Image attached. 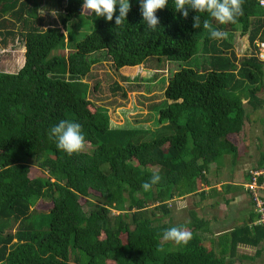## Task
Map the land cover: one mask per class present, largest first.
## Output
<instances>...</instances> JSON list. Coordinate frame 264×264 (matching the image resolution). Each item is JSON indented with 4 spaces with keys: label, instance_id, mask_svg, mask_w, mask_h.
<instances>
[{
    "label": "trees",
    "instance_id": "trees-1",
    "mask_svg": "<svg viewBox=\"0 0 264 264\" xmlns=\"http://www.w3.org/2000/svg\"><path fill=\"white\" fill-rule=\"evenodd\" d=\"M83 2L0 0V264H225L238 243L259 246L264 225L255 217L218 237L206 236L208 221L193 211L185 223L170 221L173 201L200 192L209 168L239 154L244 103L264 107V6L243 0L237 22L220 24L207 12L184 18L168 0L156 12L160 24L145 31L140 0H130L119 26L118 5L108 21ZM90 17L89 32L71 30ZM204 19L245 34L250 51L239 57L228 39H212ZM102 60L117 74L161 60L196 64L174 70L163 101L148 105L158 125L151 132L144 122H113L111 104L96 99ZM61 120L82 126L83 151L69 155L49 138ZM33 166L42 174L31 177ZM154 173L160 182L144 191ZM173 226L192 233L187 244L163 240Z\"/></svg>",
    "mask_w": 264,
    "mask_h": 264
},
{
    "label": "rangeland",
    "instance_id": "rangeland-1",
    "mask_svg": "<svg viewBox=\"0 0 264 264\" xmlns=\"http://www.w3.org/2000/svg\"><path fill=\"white\" fill-rule=\"evenodd\" d=\"M95 17V19L106 18L98 17L96 14ZM95 19H92V17H90L89 24L86 25L90 27L89 29L86 28L85 25L83 26L84 28H80V23L75 20V22L72 23L71 30L79 36L83 33L89 32L95 26ZM228 41L231 43L232 48L239 57L250 51L246 35L240 34L239 31L231 33V35H229ZM67 51V49L60 50V52L64 54L67 53ZM259 51L260 50H258V56ZM261 56L264 59V53ZM101 62L102 65H100V67H98L95 71L96 78L99 80V89L94 93L96 99L102 100V102L105 104H111L113 109V122L115 121V123L122 125L127 124L128 126H141L145 124V127L148 128L151 132L155 131L158 128V125L154 120L156 110L148 111V105H150L151 103L159 105L160 102L163 101V88L167 82V78L174 70L178 69L180 66L189 64L194 66L196 64L195 61L191 62L161 60L157 63L147 62L135 67L133 66V68L130 67L128 70H121L122 72L117 74L113 72V69L109 67L107 60H102ZM92 81L93 80H91V83H93ZM114 81H116L120 85L121 90H125L126 94L124 96H122V91L120 89H111ZM259 96L261 98H264V90L259 93ZM244 107L249 116L246 117L245 120L243 144L240 147L239 154L235 158V163L233 165L231 164L230 159L225 158L226 162L224 164L219 165L217 168H211V171H213L212 173H214V175L217 177H232L234 171L231 170L233 171L231 172V176L225 170L226 168L230 167H232V169L238 168L236 174L241 176L242 173L239 172V170L242 171L240 168H243L241 164L247 163L248 161L254 159L257 152L264 149V123L258 120L264 117V107L259 106L253 111L247 103H244ZM148 113L150 114L148 115ZM152 114L153 120L142 121L147 116H150L149 118H151ZM236 140L238 141V139ZM41 174L42 172L35 166H33L30 170L31 177ZM178 203L179 204H177L176 201H173L171 204V223H185L190 219L187 209H189L191 205L187 198H181ZM84 208L88 209V206L86 205L84 206ZM46 210L47 209H45V211ZM217 212V215L220 216V218L224 216L221 215L222 212L224 213L223 210L220 209L219 211L217 209ZM256 217L257 215L255 216V218ZM228 219H230V216ZM232 226H234L233 222L229 224L225 222V224L222 225L216 232H219L221 230H226V232H229ZM255 249L256 247L253 246L239 245L234 256H226L225 264H264V239L259 243L260 252L258 256L255 255ZM76 251L81 255V257H83V254L79 250ZM253 257L255 258L253 259ZM71 264L76 263L74 261H71Z\"/></svg>",
    "mask_w": 264,
    "mask_h": 264
},
{
    "label": "clouds",
    "instance_id": "clouds-1",
    "mask_svg": "<svg viewBox=\"0 0 264 264\" xmlns=\"http://www.w3.org/2000/svg\"><path fill=\"white\" fill-rule=\"evenodd\" d=\"M260 3L264 6V0H260ZM140 4L141 13L146 24L145 31L149 29L155 30L160 24L156 12L165 8L168 5V0H140ZM242 4L243 0H174L176 12L182 13L184 18L189 16L190 10L196 13L207 12L220 24L236 23L237 18L243 15ZM117 5L119 6V15L116 16L115 23L119 26L127 19L131 8L130 0H84L82 8L83 11L89 10L90 12H94L98 17H106L108 21H112L117 10ZM193 21V27L199 29L201 27V16L199 14L195 15ZM203 28L208 31L212 39L227 40L229 38L227 31L214 27L209 19L203 20ZM49 138H54L57 142V148L67 152L69 155L83 151L86 146L82 126L72 120H61L57 125L51 127ZM160 180V175L154 173L150 181L142 184L143 190L150 191L152 186L159 183ZM247 181L248 179L245 181V184ZM245 184L244 188L247 190ZM251 203L253 206L252 200ZM191 238L192 233L179 226L166 229L163 233L164 241H172L177 244H187ZM158 251H164L162 245L158 246Z\"/></svg>",
    "mask_w": 264,
    "mask_h": 264
},
{
    "label": "crops",
    "instance_id": "crops-1",
    "mask_svg": "<svg viewBox=\"0 0 264 264\" xmlns=\"http://www.w3.org/2000/svg\"><path fill=\"white\" fill-rule=\"evenodd\" d=\"M262 151H264V149L257 152L254 159L248 161L247 163L241 164V166H243V168H240L242 171L239 170V172L242 173L241 176L236 174L238 168L232 169V167H230L226 168L225 170L231 176V172L234 171L232 177H217L214 175V173H212L213 171H211V168L217 167L215 165L212 166L205 173V176L207 177L209 183H206L204 181L199 188L200 192H194L184 196L185 198H187L191 205V207L187 209V212L189 213L193 211L198 217L208 221V229L210 231H205L207 237H218L226 233V230H221L222 228L220 229L221 231L216 232L222 225L225 224V222H227L228 224L233 222L234 226L231 227V229H233L235 226H239L244 222L249 221L251 218L255 217L256 213L253 212L252 203L247 190L244 188V184L245 181L248 179L247 171L249 170V168L256 167L258 166V163L261 162ZM225 156L223 158L222 164L226 162L225 158L230 159L232 165L235 163V160H232L228 155ZM262 158V163L264 167V156ZM261 194L264 197V189L261 190ZM180 199L181 198L175 200L177 204H179L178 201ZM217 209L219 211L220 209L224 211V213H221V215H224L223 217L220 218V216L217 215ZM229 216L230 219H228ZM239 245L246 244L238 243L236 250ZM253 247H256V249L259 248V246ZM254 258L255 257H253V259Z\"/></svg>",
    "mask_w": 264,
    "mask_h": 264
},
{
    "label": "built area",
    "instance_id": "built-area-1",
    "mask_svg": "<svg viewBox=\"0 0 264 264\" xmlns=\"http://www.w3.org/2000/svg\"><path fill=\"white\" fill-rule=\"evenodd\" d=\"M258 2L261 5L260 0H258ZM259 50V56L263 59L261 55L264 53V41L259 43ZM259 178H261V180ZM245 187L250 194V198L253 202V210L257 215L253 222L262 223L264 225V198L261 194V189L264 188V167L249 169L248 181Z\"/></svg>",
    "mask_w": 264,
    "mask_h": 264
}]
</instances>
